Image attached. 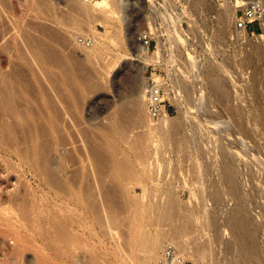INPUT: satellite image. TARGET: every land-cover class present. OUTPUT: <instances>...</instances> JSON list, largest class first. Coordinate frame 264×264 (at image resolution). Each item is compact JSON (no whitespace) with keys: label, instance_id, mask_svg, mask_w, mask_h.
Segmentation results:
<instances>
[{"label":"rangeland","instance_id":"374dc122","mask_svg":"<svg viewBox=\"0 0 264 264\" xmlns=\"http://www.w3.org/2000/svg\"><path fill=\"white\" fill-rule=\"evenodd\" d=\"M108 1L113 7V0ZM143 1L147 8L132 0L137 4L128 12L130 20L121 24L115 17L105 20L101 11L82 0H0V144L12 143L25 149L34 140L37 154H45L52 161L50 170L59 165L64 154L67 176L75 179L72 187L69 183L60 191L47 183L41 169H27L15 154L0 147V207L17 208L21 221L17 230L18 226L13 228L7 218L0 220V264H158L163 245L171 241L163 240L156 258L146 262L144 252L139 251L143 228L138 226L133 235L128 234L134 222V216L128 213L133 207L146 208L155 202L162 209L172 204L174 210L164 215L162 225L147 222L142 226H147V234L152 235L156 230H177L182 244L173 246L187 264H264V52H260L264 51V32L256 37L231 32V18L226 16L223 0H182L186 10L178 12L181 28L177 32L182 40L174 42L179 72L166 96L174 102L171 88L177 81L193 94L184 93L185 102L180 107L174 102L177 108L168 117L182 120L183 128L177 138L161 140L153 165L157 168L151 167L150 173L155 180L151 181L136 171L137 159L147 158L150 152L146 132L151 123L145 117L143 100L137 95L129 98V93L137 78L142 83V76L148 77L161 46L157 45L142 76L137 71L142 64L127 58L118 62V57L133 51L128 38L136 39L140 28L148 29V22L151 28L156 20L164 23V33L168 35L178 22L171 11L151 10L147 6L151 0ZM166 1L172 5L171 0ZM233 1L228 0L230 7ZM82 37L91 38L92 46L78 44L77 39ZM188 38L194 42L193 49L209 48L195 59L203 61L202 72L214 68L221 84L218 99L209 93L210 105L215 108L212 106L206 114L200 111V120L208 116L204 127L193 118L196 112L191 102L196 86L184 51H190ZM203 82L209 92L207 80ZM10 109L18 116L11 117ZM116 125L122 127L126 143L112 130ZM221 148L227 152L226 157L219 155ZM228 158L244 192L240 208L248 214L250 226L256 228L257 248L253 250L257 257L247 261L239 258V247L225 226L234 201L227 196L216 201L208 197L212 189L222 190L218 164ZM56 168L54 173L59 177ZM60 203L69 205V210ZM57 211L74 221L73 229L78 235L70 237L68 248L73 255L67 249L63 254L67 257L49 243L48 249L46 241H40L41 236L30 228L33 218L44 220L49 227ZM184 212L191 214L187 222L182 218ZM212 215L217 217V227L211 226ZM108 216L118 222L115 229L106 228L109 236L102 233ZM75 219L86 222L85 228L91 222L97 233L84 230L80 223L77 226ZM48 232L41 231L46 236L51 234ZM94 233L97 237L93 238ZM250 246L249 242L247 248Z\"/></svg>","mask_w":264,"mask_h":264},{"label":"bare ground","instance_id":"6f19581e","mask_svg":"<svg viewBox=\"0 0 264 264\" xmlns=\"http://www.w3.org/2000/svg\"><path fill=\"white\" fill-rule=\"evenodd\" d=\"M93 1H90L89 4L90 6H92L93 8H96L98 9L99 11H101V13L104 14V17H105V20L107 19H112L113 17H115L116 19H118V21L121 23V24H126L129 20H130V15H129V11H131L133 9V5L134 4H137L136 2L140 3L142 5L143 8H147L145 6V2L143 0H136L135 3H132V0H113V7H111V4L108 0H98L95 4H93ZM225 2V11L228 13L226 16L228 17V19L231 18V32H233L235 35L236 34H244L243 32H238V31H234L233 28H232V18H233V15H234V5H235V1L237 2V4H240L241 2H246V1H251V0H234L232 3H231V7L229 6V3H228V0H223ZM262 2H264V0H261ZM147 6H151V5H147ZM135 8V7H134ZM184 17V16H183ZM179 16L177 17V21H179ZM170 19V18H169ZM145 20H149L147 17ZM76 22H78L76 20ZM75 22V24H77ZM173 23H174V20H173ZM78 25H81V24H78ZM148 25V28H151L150 26V23L148 22L147 23ZM74 26V25H73ZM168 26V25H167ZM76 29V28H75ZM74 29V30H75ZM147 32V28H140L137 32V38L136 39H129V41L132 43L133 47H132V52L127 54V55H123L121 54L120 57H118V62H121L123 59L127 58L129 60H135L137 62H139L140 64H142V66L140 67H137V71L139 72V74L142 76L143 75V72L145 71V67L148 63V61H150L151 59H153V54H150L148 51H147V48L146 46L143 45L141 39L142 37L144 36V34ZM264 32V31H262ZM177 33V32H176ZM175 33V34H176ZM181 39V35L180 36H177L176 40ZM182 40V39H181ZM112 41V40H111ZM133 41V42H132ZM179 42V41H178ZM184 45V43H183ZM92 46V45H91ZM92 51H94V49L92 48L91 49ZM185 53H186V59H187V62L189 64V67H190V70H191V74L193 75V82L195 83V88H194V96L192 98V102H191V105H192V109L193 111H195L194 113L196 114V116H194L193 118L195 119V121L197 122V125L200 124H203V123H206L207 121H205L207 119H203L201 118L200 120V117L201 115L203 114H200V111H202V113L204 112H209L210 109L209 108H212V106L214 105H210V103L212 102V99L210 100V92L211 94H214L215 97L219 95L221 96V84H220V81L218 79V76H217V72L216 70L213 68H207L203 74V72L201 71L202 69L201 68H204L201 66V64H203L201 61H196L197 59H195L193 57V55L190 53V51L184 49ZM91 52V51H90ZM260 52H264L260 49ZM203 60V59H202ZM186 62V63H187ZM113 71V70H112ZM114 72V71H113ZM111 73V72H110ZM2 77V76H1ZM3 79V78H1ZM204 79L207 80V83L209 84V92H207V90H205V85H204ZM1 81V80H0ZM173 81V80H172ZM179 81L176 82L175 86H173L171 88V91H173L172 93L174 94L173 96V101L177 104L178 107H180L184 102L185 100L183 99L184 98V93L186 94L187 91H189L190 93V90L191 89H187V87L184 85V84H179L178 83ZM181 82V81H180ZM206 83V81H205ZM150 82H149V79L147 78H143L142 76V83H141V87L140 89L138 90V93H137V97L138 99H142L143 102H144V96H145V91L146 89L148 88ZM171 83L168 84L167 88L165 89L166 92L169 91L170 87H171ZM173 89V90H172ZM190 94H193L190 93ZM189 97V96H188ZM175 98V99H174ZM187 98V96L185 97V99ZM190 98V97H189ZM217 98V97H216ZM214 99V98H213ZM218 99V98H217ZM220 99V98H219ZM211 101V102H210ZM216 101V100H215ZM144 104V103H143ZM211 106V107H210ZM213 108H215L213 106ZM191 109V108H189ZM207 110V111H206ZM212 110V109H211ZM30 111V110H29ZM214 111V110H213ZM11 117L14 115L15 116H18L17 115V112L16 111H13L12 109H10L9 111ZM28 112V110H27ZM188 112V111H187ZM191 113V112H189ZM193 113V112H192ZM8 114V113H7ZM33 114V113H32ZM206 114V113H205ZM210 114V113H209ZM208 114V115H209ZM194 115V114H193ZM200 115V116H199ZM45 116V115H44ZM191 115H189V119L191 120L192 122V117L190 118ZM199 116V117H197ZM214 116V115H213ZM184 117H185V114H184ZM204 117V116H203ZM210 117V116H209ZM197 118V119H196ZM42 119V118H41ZM46 119V118H45ZM159 120L155 121V120H150V123L151 125H149V127L147 128V132H146V135H147V140H148V150L150 151L148 153V157L143 159L142 157L138 158L137 159V167H136V171L138 174L142 175V176H145L147 179L153 181L155 180L152 175H150V173L152 172L153 173V169L155 167V169L157 168V166H154V162H157V154H158V145L160 144L161 140L162 141H171L173 140L174 138H177L180 134V131L181 129L183 128V124L181 125V121L180 120H177L173 117H168V116H165V117H161L158 118ZM186 119V122L189 121L188 118H185ZM193 119V121H194ZM214 119V118H212ZM32 120V119H31ZM48 120V119H47ZM209 120V119H208ZM211 120V118H210ZM209 120V121H210ZM26 121V120H24ZM112 121V120H111ZM117 121V120H116ZM194 121V122H195ZM216 121V120H215ZM55 122V121H54ZM115 122V120H114ZM154 122V123H152ZM190 122V121H189ZM36 123V122H35ZM34 123V124H35ZM49 123V122H48ZM52 123V122H50ZM49 123V124H50ZM60 123V122H59ZM117 123V122H116ZM149 123V124H150ZM183 123V122H182ZM213 123H216V122H213ZM212 123V124H213ZM223 123V122H222ZM123 124V123H122ZM121 124V125H122ZM185 124V123H184ZM209 126L211 125V123H208ZM26 125V124H24ZM54 125V124H53ZM113 125V124H112ZM206 125V124H205ZM216 125V124H215ZM215 125H211V126H215ZM23 126V125H22ZM51 125H49L50 127ZM218 126V125H217ZM114 127V126H113ZM200 127V126H198ZM202 127V125H201ZM203 127H204V124H203ZM202 127V128H203ZM206 127V126H205ZM223 127L225 128V126L223 125ZM36 128V127H35ZM52 128V127H51ZM50 128V129H51ZM54 128V127H53ZM124 129H126L125 127H123ZM212 128V127H211ZM221 128V127H220ZM218 128V129H220ZM64 129V128H63ZM205 129V128H204ZM208 129V128H207ZM206 129V130H207ZM226 129V128H225ZM228 129V128H227ZM31 130V128H30ZM36 130V129H35ZM112 130H114L115 134L117 135L118 138H120V140H122V142L124 143L123 139L125 140V143H126V137H124V131L122 129V127L120 125H116L114 128H112ZM111 128H110V131H112ZM224 130V129H223ZM222 130V132H223ZM21 132H23L24 130H20ZM210 131V130H209ZM215 131V130H213ZM227 131V130H225ZM52 132V131H51ZM55 132V130H54ZM208 132V131H207ZM217 132V130H216ZM27 133V132H26ZM56 133V132H55ZM227 133V132H226ZM29 134L31 133H28V137H29ZM54 134V133H52ZM114 134V133H113ZM24 135V134H23ZM55 135V134H54ZM26 136V135H25ZM58 136V134H57ZM56 136V137H57ZM127 136V135H126ZM31 137V136H30ZM33 137V136H32ZM54 137V136H53ZM36 138V137H35ZM61 138V137H60ZM24 139V138H23ZM30 139V138H29ZM58 140H60L59 138H56ZM36 140V139H35ZM52 140V139H51ZM53 141V140H52ZM1 143V141H0ZM4 143V142H3ZM0 144V147L6 151H9L13 154H15L19 160H20V163L23 164L27 169H30L31 171H36V170H39L40 169L42 170L43 172V175L45 176V179L47 181V183L50 185V186H55L57 188L60 189V191L64 190L65 187L64 186H68L69 183L72 184L70 187L73 186V183L75 179H72L71 178L69 179L68 178V173H67V168H66V163H67V158H65L64 154L61 155L60 157V162H59V165L57 164L56 167L54 166L53 167V171L52 169L50 170L49 167L51 168V164H52V161H49V159L47 158V156L45 154L43 155H39L37 154V150L38 148L36 149L35 147L38 146L37 142L35 143V141L33 140L32 142L30 141V143L28 142V147L26 146L25 149H22L19 148L17 145H12V143L10 144H6V142L4 144ZM35 144L37 146H35ZM59 144V142H58ZM56 146V145H54ZM139 146V145H138ZM137 146V147H138ZM140 147V146H139ZM160 147V145H159ZM29 149V150H28ZM114 150L116 148H113ZM141 148H139L140 150ZM36 150V151H35ZM113 150V151H114ZM30 151V152H28ZM226 154L227 152L221 148L220 151H219V155L221 156H225L226 157ZM36 155H39L40 157V163H37L36 161ZM80 159V158H79ZM79 161V160H78ZM83 162V161H82ZM80 163V162H78ZM77 163V164H78ZM157 164V163H156ZM219 177L220 179L222 180V190H218L216 188L212 189L209 193V196L211 200L213 201H216V200H219L221 198H223V196H227L229 199L233 200L234 201V208L232 209L231 213L229 214V217L228 219L225 221L227 223V225L225 224V226L227 227V229H229V232H230V235H231V238H232V242H234V244L239 247L238 250H239V258L243 261H247L248 258H255L257 257L255 255V252H254V248H257L255 247L254 245V242L256 241L255 240V231L254 228H252V226H250V222H249V219H248V214L246 215V212L244 210H242L243 208H240V204L243 202L244 200V192L241 190V188H239V185H238V181H237V176L235 173V170H234V167H233V163H232V160L231 158H228L227 161H221L219 164ZM151 167L153 168L151 170ZM201 165H199L197 167V169H200ZM54 168L58 169L57 172H59L61 174V176L58 177V175H56L54 173ZM80 171V170H79ZM157 171V170H156ZM155 171V172H156ZM58 173V174H59ZM79 174V173H78ZM156 174V173H155ZM154 175V174H153ZM157 175V174H156ZM155 175V176H156ZM77 176V175H76ZM77 177H80V176H77ZM62 178V179H61ZM75 178V177H74ZM72 182V183H71ZM78 181H76L77 183ZM81 182V180H80ZM75 183V184H76ZM69 187V188H70ZM67 188V187H66ZM73 190V189H72ZM71 190V191H72ZM206 191V189H205ZM74 192V191H73ZM126 192V191H125ZM71 194V193H70ZM77 194V193H76ZM126 194V193H125ZM127 195V198L129 197L128 194ZM202 195V194H201ZM204 195V194H203ZM206 195V194H205ZM204 195V197H205ZM208 195V194H207ZM78 196V195H77ZM79 197V196H78ZM201 197V196H200ZM203 197V198H204ZM130 200V199H129ZM134 202V201H133ZM136 202V201H135ZM244 203V202H243ZM61 204V203H60ZM64 203H62L61 205L63 206ZM65 206L67 205L66 203L64 204ZM60 206V205H59ZM61 206V207H62ZM63 206L64 208L67 207V209L69 208V205L68 206ZM54 208H57V206L55 205ZM246 208V207H245ZM58 209V208H57ZM60 209V207H59ZM128 209H132V208H128ZM134 209V210H133ZM132 211L128 214H132L134 216V222L132 224V227L131 229L129 230V233L131 235H133V232L136 231V227L140 226L141 229L144 231L145 226L144 225L142 226V224H145L148 222L151 226L156 224V225H162L163 222L165 221V217L164 215L168 214L169 211H173L174 210V206L172 204H168L167 207H165L164 209H162L158 203H153V204H149V206L147 205V207L145 208L144 207H133ZM56 210V209H55ZM61 211H64L62 208L60 209ZM59 210V211H60ZM69 210V209H68ZM147 210V211H146ZM58 212V211H57ZM69 212V211H67ZM128 212V211H127ZM145 212V213H144ZM63 213V214H62ZM59 214H56L54 215L52 218H51V221L48 222L49 224V227H47V225L44 223V220L42 219H31L29 221V223L31 224L30 225V228L32 227L33 230L36 231V234L41 236L40 238H38L40 241H46V244H47V247H49V244L50 246L52 245L53 247H55L56 249H54L52 246V249L54 250H58L60 251V254H62V257H67L65 256L66 252L68 251L67 249H69L70 247V237H75L77 234L75 232V230L73 229V225L74 224V221H71L69 220V218L67 216L64 215V212H62ZM70 213V212H69ZM78 214V213H77ZM81 214V213H80ZM83 217V215H81ZM80 216V217H81ZM190 216L191 214L189 212H184L183 213V220L184 222H187L190 220ZM250 216V215H249ZM79 217V216H78ZM85 217V216H84ZM4 219L6 220V218L9 220V223L11 224V226H18L16 227L17 230L19 228V226H21V221H20V214L18 213V209L17 208H14V207H0V220ZM86 219V218H85ZM77 219H75L76 221ZM81 221V219H79ZM217 217L216 215H212L210 217V222H211V226L213 225V227H217ZM3 221V220H2ZM82 222V223H81ZM81 222H77L76 221V225L78 226L79 223L81 225H79L80 227L84 228V230H86V228L88 229L89 232H91L90 230L92 229L93 232H96L95 229H93L92 225H91V222H89V224L91 225H87V227L85 228L84 223L83 224V221ZM252 222V221H251ZM2 223V222H0ZM88 223V222H87ZM118 222H116V218L114 216H108L107 217V221H106V225H105V228L102 227V233L106 234L107 233V236L111 235L108 234V232H105V231H111L112 228L115 227V225H117ZM162 223V224H161ZM83 224V225H82ZM72 225V226H71ZM148 225V227L150 226ZM184 225V224H183ZM253 225V224H252ZM84 226V227H83ZM219 226V225H218ZM251 228H250V227ZM79 227V228H80ZM13 230V233H15L16 229ZM49 228V230H48ZM90 228V229H89ZM107 228V230H106ZM145 228V229H144ZM115 229V228H114ZM140 229V230H141ZM149 229V228H148ZM148 229L147 231L143 232L141 230V234L142 236H144V239H142V245L139 244V246L141 245L142 249L140 248L139 251H143L144 252V257H146L144 260H147L146 262H149L150 259L153 258V256H155L156 252H157V249H159V245H161L162 241L163 240H170L171 243H173L172 245H176V246H180L182 243L181 241L179 240L178 238V233H177V230L176 232L175 231H165V230H156V232L152 235L151 233L147 234L148 232ZM256 229V228H255ZM11 230V231H12ZM135 230V231H134ZM139 230V231H140ZM150 230V229H149ZM41 231H44V232H51L50 235L47 234V236L43 233H41ZM217 231V230H216ZM220 231V230H219ZM34 232V231H33ZM48 232V233H49ZM93 232H91L93 234ZM18 233V231H17ZM96 233H94L93 235V238L94 236L97 237ZM101 234V232H99ZM35 234V232H34ZM104 234H102V236H104ZM216 234V233H215ZM15 235V234H14ZM43 235H45L43 237ZM36 236V235H34ZM49 236V237H48ZM78 236V235H77ZM106 236V235H105ZM92 238V237H91ZM129 239L132 238L131 236L128 237ZM134 238V237H133ZM138 238V237H137ZM35 239V238H34ZM46 239H49V240H46ZM90 239V238H89ZM102 239V238H101ZM136 239V238H134ZM13 240V239H12ZM18 240V239H17ZM98 240V239H97ZM137 240V239H136ZM144 240V241H143ZM14 241V240H13ZM16 241V240H15ZM14 241V242H15ZM48 241V242H47ZM99 241V240H98ZM133 241V240H132ZM131 239H130V244H131ZM138 241V240H137ZM167 241V240H166ZM13 244L16 246L17 245V242H15ZM136 242V241H134ZM169 242V241H168ZM249 242H250V247L251 248H247V245H249ZM12 243V242H10ZM25 243V242H24ZM23 243V245H24ZM35 243V242H34ZM44 243V242H42ZM49 243V244H48ZM170 243V242H169ZM38 244V243H37ZM83 244H86V242H84ZM128 244V243H127ZM138 244V243H137ZM136 244V245H137ZM256 244V243H255ZM45 245V244H44ZM129 245V244H128ZM22 246V244H21ZM20 246V248H21ZM42 246V245H41ZM84 246V245H83ZM87 247V245H85ZM88 246H91V245H88ZM131 246V245H130ZM253 246V247H252ZM257 246V245H256ZM19 247V246H18ZM17 247V248H18ZM25 247V246H23ZM22 247V249H23ZM69 247V248H68ZM85 247V248H86ZM12 248V247H10ZM14 248V247H13ZM88 248V247H87ZM2 249V247L0 248ZM16 249V247H15ZM14 249V251H15ZM43 249V248H42ZM46 249V248H45ZM48 249H51L50 247ZM134 249V248H133ZM3 250V249H2ZM7 250V248H6ZM19 250V248L17 249ZM21 250V249H20ZM66 250V251H65ZM71 249H69V252L72 253L70 251ZM11 251V250H10ZM57 251V253H59ZM133 251V250H132ZM3 252V251H2ZM5 252V251H4ZM18 252V251H17ZM16 252V253H17ZM69 252L67 254H69ZM130 252V251H129ZM142 252V253H143ZM15 253V254H16ZM44 253V252H43ZM56 253V254H57ZM4 254V253H3ZM7 254V253H6ZM58 254V255H60ZM65 254V255H63ZM2 255V254H1ZM8 255V254H7ZM11 255V254H10ZM70 255V254H69ZM73 255V253H72ZM4 256V255H3ZM16 256V255H15ZM21 256V255H20ZM20 256H17V257H20ZM49 256V255H48ZM75 256V255H74ZM99 256V255H98ZM2 257V256H1ZM69 257V256H68ZM8 258V256H7ZM10 258H12L10 256ZM61 258V257H60ZM74 258V257H73ZM76 258V257H75ZM93 258V257H92ZM131 258V257H130ZM156 258V256L154 257ZM15 259V258H14ZM98 259V257H97ZM142 259V261H143ZM257 259V258H256ZM3 260V259H2ZM1 260V261H2ZM21 260V259H20ZM40 260V259H39ZM252 260H255V259H252ZM12 261V260H10ZM96 261V260H95ZM98 261V260H97ZM255 262V261H253ZM251 261V264H255ZM5 263V262H4ZM18 264H21L19 262H17ZM246 263V262H245ZM248 263V262H247ZM10 264V263H9ZM16 264V263H14ZM144 264V263H143ZM250 264V263H249ZM258 264V262L256 263Z\"/></svg>","mask_w":264,"mask_h":264},{"label":"built area","instance_id":"2783aa9c","mask_svg":"<svg viewBox=\"0 0 264 264\" xmlns=\"http://www.w3.org/2000/svg\"><path fill=\"white\" fill-rule=\"evenodd\" d=\"M82 1L89 3L92 0ZM171 1L172 5H169L166 0H151L150 9L159 11L160 13L171 11L172 16L177 18L179 16L178 12L186 10V5L182 0ZM182 18L187 19L185 16ZM177 22L176 29L171 30L172 34L168 35L164 33L165 24L156 20L153 28H148L141 39L143 45L146 46L147 51L151 54H153L158 44L161 46L160 53L155 55L149 68V75L146 77L150 82L144 96V113L147 120H156L161 117L170 116L177 108L176 104L170 102L169 98H167L165 90L168 84L176 79L178 76L177 72H179L174 47V42L178 36L176 32L181 28V24H179V21ZM232 28L234 31L243 32L247 36L256 37L260 35L264 31V2L261 0H251L237 4L235 1ZM187 42L191 44L190 52L194 58H201L205 53L209 52L208 47L204 50H198L197 47L193 49L194 42L190 38L187 39ZM77 43L84 47H90L93 41L91 38L82 37L77 39ZM158 264L187 263L179 250L168 242L162 247Z\"/></svg>","mask_w":264,"mask_h":264},{"label":"crops","instance_id":"0c3cea01","mask_svg":"<svg viewBox=\"0 0 264 264\" xmlns=\"http://www.w3.org/2000/svg\"><path fill=\"white\" fill-rule=\"evenodd\" d=\"M140 84H141V80L137 78L135 82L134 90L129 93L130 96L129 98H131V96L135 97L137 95Z\"/></svg>","mask_w":264,"mask_h":264}]
</instances>
